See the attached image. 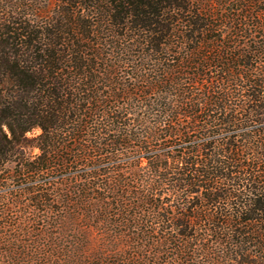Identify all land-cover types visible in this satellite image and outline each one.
Returning a JSON list of instances; mask_svg holds the SVG:
<instances>
[{"label":"trees","instance_id":"1","mask_svg":"<svg viewBox=\"0 0 264 264\" xmlns=\"http://www.w3.org/2000/svg\"><path fill=\"white\" fill-rule=\"evenodd\" d=\"M0 264H264V0H0Z\"/></svg>","mask_w":264,"mask_h":264}]
</instances>
